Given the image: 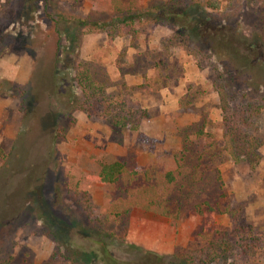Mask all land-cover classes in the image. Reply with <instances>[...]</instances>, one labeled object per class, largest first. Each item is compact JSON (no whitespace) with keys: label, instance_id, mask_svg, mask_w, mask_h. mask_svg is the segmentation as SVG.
Returning a JSON list of instances; mask_svg holds the SVG:
<instances>
[{"label":"rangeland","instance_id":"1","mask_svg":"<svg viewBox=\"0 0 264 264\" xmlns=\"http://www.w3.org/2000/svg\"><path fill=\"white\" fill-rule=\"evenodd\" d=\"M83 69L108 98L89 115ZM108 102L137 128H113ZM224 118L255 138L252 168L223 151ZM111 163L113 186L92 179ZM215 231L227 264H264V0H0V264H105L103 247L208 264Z\"/></svg>","mask_w":264,"mask_h":264},{"label":"trees","instance_id":"2","mask_svg":"<svg viewBox=\"0 0 264 264\" xmlns=\"http://www.w3.org/2000/svg\"><path fill=\"white\" fill-rule=\"evenodd\" d=\"M75 1V0H74ZM131 19H114L110 25L105 24L104 22L96 23L93 25V31L105 32L108 41L111 40L114 36H123L125 34H130L132 28ZM55 56L60 54V46L55 44ZM79 68V65L77 66ZM78 86L77 90L80 96L79 101L76 105V110H84L86 114H91L92 111L95 110L92 100L97 97L102 98V100H108L107 96L101 95L103 92V87L99 84L95 83L91 80L90 75L84 69L77 76V81H75ZM98 91V92H96ZM218 94H220L218 92ZM226 100V98H225ZM114 105L109 102L106 103V111L100 110L104 116H107L111 121V125L113 128L118 129V131H133L137 128V121L131 119L130 115H122L120 112L114 113ZM248 106V107H247ZM246 109L251 114L256 115L259 111V107L263 105H255L251 107V105H247ZM245 111V110H244ZM246 112V111H245ZM236 124L233 121H228L226 118L222 119V143H223V151L229 156V158L234 163H239L242 161V158H245L243 162H245L246 166L252 168L255 165L257 159L256 153V140L254 137H248L246 141L240 144L237 140L236 136ZM239 143V144H238ZM245 155V156H242ZM123 172V167L121 163H111L101 165L99 167V171L96 176L92 177L93 180L97 181L99 184H103L106 186H113L118 177ZM169 175H166V177ZM168 178V177H167ZM169 180V179H168ZM226 214L230 217V219L234 220L236 217V211L233 209L226 208ZM224 233H220L218 231L214 232V237L212 242L208 244V248L205 249V255L208 256V264H227V257L229 255V250L231 251V247L227 245L226 239L219 238L220 235ZM100 253L103 256V261L105 264H130L131 262L124 261L116 262L112 254L107 253L105 247L100 248ZM94 260H96L95 253H90ZM132 259V258H131ZM139 260V259H138ZM141 261V259L139 260ZM144 262V260H142Z\"/></svg>","mask_w":264,"mask_h":264},{"label":"crops","instance_id":"3","mask_svg":"<svg viewBox=\"0 0 264 264\" xmlns=\"http://www.w3.org/2000/svg\"><path fill=\"white\" fill-rule=\"evenodd\" d=\"M88 40H90V39H87V41H88ZM116 44H117L118 46L122 45L121 43H116ZM124 46H126L128 50H131V51H132V48L129 47V45H128L127 43H126V44L124 43ZM139 50H141V49H138V51H139ZM136 51H137V50H136ZM137 79H138V78H137ZM140 81H141V80L139 79V81L137 82V84H141Z\"/></svg>","mask_w":264,"mask_h":264}]
</instances>
